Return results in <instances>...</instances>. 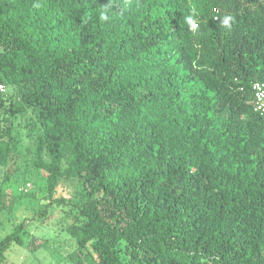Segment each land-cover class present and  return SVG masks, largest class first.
I'll return each instance as SVG.
<instances>
[{"label": "trees", "instance_id": "16d2710c", "mask_svg": "<svg viewBox=\"0 0 264 264\" xmlns=\"http://www.w3.org/2000/svg\"><path fill=\"white\" fill-rule=\"evenodd\" d=\"M254 82L264 0H0V167L20 157L14 121L30 114L33 166L46 206L70 219L72 264H264ZM64 180L77 198H54ZM24 225L0 240V264ZM38 241L31 251L49 244Z\"/></svg>", "mask_w": 264, "mask_h": 264}, {"label": "rangeland", "instance_id": "374dc122", "mask_svg": "<svg viewBox=\"0 0 264 264\" xmlns=\"http://www.w3.org/2000/svg\"><path fill=\"white\" fill-rule=\"evenodd\" d=\"M31 115L18 117L14 121L15 130L19 132L18 147L20 157L17 161L8 162V166L0 167V185L7 173L9 181L2 186L5 194L6 207L11 211H0V240L12 233L15 227L24 222L23 245L11 244L5 251L7 264H72L68 255L76 250L75 242L66 233L70 219L54 204L46 206L49 201L42 190L45 172L33 166L35 146L26 137L25 125ZM1 133V128H0ZM78 183L74 180H64L58 184L54 194L55 199L77 198ZM47 210L45 217L39 214ZM34 237L48 240V246L31 251L28 242ZM38 241V243H39ZM119 256L123 257V244L119 246Z\"/></svg>", "mask_w": 264, "mask_h": 264}, {"label": "clouds", "instance_id": "9594fccd", "mask_svg": "<svg viewBox=\"0 0 264 264\" xmlns=\"http://www.w3.org/2000/svg\"><path fill=\"white\" fill-rule=\"evenodd\" d=\"M109 8H110V4H108L107 6H103L104 10L99 13V20L100 21H102V22H109L110 21L111 18L108 14ZM216 19L220 21V24L224 28L229 29V30L231 29L232 22H233V17L231 15H224L223 18L218 16V17H216ZM185 23L188 26V29L190 31H195L199 28L198 21L192 15L185 18Z\"/></svg>", "mask_w": 264, "mask_h": 264}, {"label": "built area", "instance_id": "2783aa9c", "mask_svg": "<svg viewBox=\"0 0 264 264\" xmlns=\"http://www.w3.org/2000/svg\"><path fill=\"white\" fill-rule=\"evenodd\" d=\"M253 93V108L264 119V82H254L251 85ZM0 92H5V86L0 84Z\"/></svg>", "mask_w": 264, "mask_h": 264}]
</instances>
